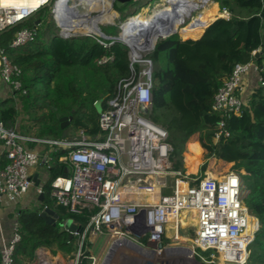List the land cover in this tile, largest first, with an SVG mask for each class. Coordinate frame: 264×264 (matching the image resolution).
<instances>
[{
    "label": "built area",
    "instance_id": "obj_1",
    "mask_svg": "<svg viewBox=\"0 0 264 264\" xmlns=\"http://www.w3.org/2000/svg\"><path fill=\"white\" fill-rule=\"evenodd\" d=\"M53 2L0 0V32L35 17ZM223 12L226 16L220 17H231L228 10ZM53 13L56 17V1ZM56 20L62 37L78 36L77 32L64 33L57 17ZM37 25L16 31L9 47L35 41ZM84 33L88 32L80 35ZM102 39H99L102 45H111ZM124 44L129 48L131 75L120 80L114 97L108 100V107L101 111L99 135L89 137L84 130H79L73 138H37L22 135L0 120V156L7 160L0 166V209L10 208L8 216L11 215L8 230L0 219V264L14 263L16 245L22 240L17 206L28 196L31 200L27 206L36 204L44 195L49 178L45 179L43 171L36 168L45 157L41 168L47 172L51 153L58 149L68 150L59 160L69 162L71 170L50 181V197L69 213L86 216L89 220L84 228L79 226L80 231H68V245L76 238L72 252L61 249L57 242L39 243L34 247L33 258L26 264H78L86 241L91 243L86 250L92 251V244L109 233L117 235L112 244L131 240V235L148 236L147 246L153 244L156 248H145L164 252L165 242L180 240L176 234L183 211L197 216L196 231L184 239L191 240L203 251H211L210 261L245 264L248 260L249 246L260 228V221L245 204L247 193L241 173L230 171L225 176L197 179L174 167V146L169 141L168 131L147 117L152 108L153 61L146 52L135 55L132 47L125 41ZM152 51L151 48L148 52ZM110 59L112 57H104L100 62ZM262 73L263 67L254 60L236 64L218 88L213 109L224 114H240L249 106L256 90L264 87ZM21 74V68L1 50L0 84L4 85V90L0 100L22 90ZM39 146L42 151L47 148L48 151L43 155L37 149ZM92 264H103V261L92 256Z\"/></svg>",
    "mask_w": 264,
    "mask_h": 264
},
{
    "label": "trees",
    "instance_id": "obj_2",
    "mask_svg": "<svg viewBox=\"0 0 264 264\" xmlns=\"http://www.w3.org/2000/svg\"><path fill=\"white\" fill-rule=\"evenodd\" d=\"M215 2L219 4L220 13L224 15V10L231 13L229 19H216L204 28V33L191 20L181 29V35L191 37H180L176 33L161 38L149 54L153 61L154 84L152 108L147 117L168 131L169 141L174 146L172 160L175 168L185 171V158L192 156L202 164V174L211 170L221 176L234 166L245 171L241 174L247 190L245 204L260 221L245 264H264V87L256 90L249 106L238 115L213 109L218 88L236 64L254 60L263 67L264 77V16L261 15L264 0ZM127 7L115 9L122 12ZM44 11L46 9L41 10L38 17L36 15L18 24L34 26L35 21L41 19L35 41L9 47V52L4 49L22 70V90L0 100V120L22 135L62 139L61 119L66 117L70 120L71 117L65 138H73L79 130H84L89 137L97 136L100 134L101 113L98 103H101L102 110L106 109L120 80L131 75L129 48L117 40H104L111 43L105 47L97 36L64 38L53 35L47 38L46 29H39L46 18L43 17ZM159 18L171 24L175 23L177 15L171 10ZM14 27L0 32L3 43L13 37ZM101 28L111 36L119 32L117 25ZM171 29L175 30V25ZM255 50L260 51L253 54ZM104 57L112 59L100 62ZM222 121H226L230 136H221L215 142ZM46 151L48 148L42 154ZM67 153V149L51 153L50 168L46 169L49 179L45 184L44 199L39 198L36 204L17 208L22 240L16 245L13 264H26L31 260L34 247L39 243L57 242L67 252L76 248L72 244L76 240L74 237L72 243L67 244L70 233L60 231V222L73 219L84 228L89 218L69 213L50 197V181L71 170L69 162L59 160ZM6 162L5 157L0 156V166ZM45 208L59 214L57 225L48 223L40 215ZM88 245L91 243L86 241L85 252L78 264H92L94 255L86 250ZM197 250L199 260L210 258L211 251Z\"/></svg>",
    "mask_w": 264,
    "mask_h": 264
},
{
    "label": "bare ground",
    "instance_id": "obj_3",
    "mask_svg": "<svg viewBox=\"0 0 264 264\" xmlns=\"http://www.w3.org/2000/svg\"><path fill=\"white\" fill-rule=\"evenodd\" d=\"M208 2H209V0H167V3L171 7H168L162 11L158 10V11L154 12V15L152 16L151 19H154L156 17V15H159L163 11L164 12L165 11H171L173 8H178V12L176 13L177 17H180L181 19L185 16L189 17L191 15L192 11L196 7L199 8L202 5L204 6ZM212 9H213V11H216V9H218L220 11V9L218 7V3L215 2ZM94 10L95 11L99 10V11H101V13L97 16H94V14H92ZM110 10H112L110 0H56V17L58 16V21L62 24V26L64 28V33H69L72 31H75L77 33L78 32L95 33L98 31L97 27L100 24L106 23V22L111 23L114 21L115 17L117 16L116 15L117 12L116 11L110 12ZM210 11H211V7H208L202 12V14L200 16L196 17L198 19L197 22L205 25L206 28L213 21H215L218 17L226 16V13L223 12L224 15H217L214 18V20L212 21V14L210 13ZM213 13H215V12H213ZM130 19H132V20H130ZM193 20H196V19L194 18ZM135 21H136V17L133 16V17L129 18L127 22L124 23L123 28L121 30L122 32H121L120 37L122 40L127 42L132 47L133 53L136 55L140 52H148L153 47L155 42L158 40L157 36L159 35L160 32L156 28L155 29L157 31L153 28V23L151 20H150L151 24L149 26L134 25V26L130 27V25L133 22L135 24ZM184 22H185V20L183 21L181 26H184ZM163 23H164V25L162 27L165 28V31H167V32L171 31L170 27L172 26V24H170L169 22H165V21ZM175 27H176V24H175ZM205 29H203V31L201 30L202 31L201 33H203L205 31ZM219 127H220V130L218 131V133L216 134V136L214 138L215 142L218 141L221 136H224V135L230 136V133L226 130V121L221 122ZM185 159H186V163H187L185 171H183L181 169H177V170L183 172L184 174H186L190 178L205 179V178L210 177V176H215V177L217 176L211 170H207L204 172V174H202V171H201V165L202 164L196 158H194L192 156H186ZM227 174L228 173L221 175V176H225ZM183 212H185V211H183ZM181 214L179 217V225L177 226V234L176 235L178 238L180 237V231L183 228L181 225L182 224ZM188 216L191 219L187 218L186 221L187 220L191 221V222L193 221L194 224L192 225V228H195V231H196V229H197L196 213H188ZM174 227L175 226H173V228ZM184 229L187 231V233L189 232L188 228H184ZM121 242L126 243L128 245L130 244V246L137 249V251L134 250L137 253H140L142 249L147 251V249L140 248V247L134 245L133 243L129 242L128 240H122ZM117 247H119V245ZM115 248H114L113 253L115 252ZM176 249H177L176 251L184 252L187 255H189L191 258L194 256L193 251L190 249H187V248H180V250H179V248H176ZM151 252H157V250H152ZM113 253H112V257L110 258V261L108 262V264H110V262L113 258ZM140 254L144 255V252L140 253ZM145 254L149 255L150 253L149 254L145 253ZM150 258H152V256Z\"/></svg>",
    "mask_w": 264,
    "mask_h": 264
},
{
    "label": "rangeland",
    "instance_id": "obj_4",
    "mask_svg": "<svg viewBox=\"0 0 264 264\" xmlns=\"http://www.w3.org/2000/svg\"><path fill=\"white\" fill-rule=\"evenodd\" d=\"M55 1L56 0H54V2L50 6H48L46 8V12H47L46 13V18L39 25L40 31H43L44 29H46V37L47 38L50 37V36H53V35H60L61 36V33H62L61 32L62 29L59 27V25L57 23V20H56V17H55V14L53 13V9H54V6H55ZM214 3L215 2L213 0H209V2L207 4H205L204 6L202 5L199 8L196 7L192 11V13H191V15L189 17L185 16L182 19L180 17H177L176 20H175V23H171V24L172 25L176 24V30L179 32L180 37L181 36L182 37H191V36L181 35V34H183L181 32V29L183 27L181 25H182L183 21L185 20V22L187 24L191 20H193V18H195L196 20H193V21L196 23L197 20H198L196 17L200 16L202 14V12L206 8L211 7L210 13L212 14V21L214 20V18L217 15H223L222 13L219 12L218 9H216V11H213L212 7H213ZM125 7H127V6H125ZM168 7H171V6L167 3V0H139L138 2L137 1H133V2L130 3V5H128L127 9H125L124 11H122V12L117 11L118 14H116L117 16L115 17V19L113 21L114 24L113 23L110 24V23L106 22V23L100 24V26L102 27V26H108V25H117L119 27V32H120L121 24L124 23L125 21L127 22L128 21L127 19L129 18L130 15L135 14V13H137L139 11V13L134 16V17H136L135 24L133 22L130 25V27L134 26V25H146V26H149L151 24L150 22L152 21L153 28L154 29L156 28L160 32L159 35L157 36L159 38L161 35H165L167 33V31H165V28L162 27L163 24H164L163 23L164 20L160 19L159 17L162 14H165L168 11L161 12L159 15H156V17L154 19H151V18L154 15V12H156L158 10H161V11L165 10ZM218 7H219V4H218ZM172 10L175 11V13L178 12V8H173ZM111 11H114V10L112 9V10H110V12ZM213 12H215V13H213ZM92 14H96V11L94 10ZM38 16H39V13L37 14V17ZM57 19H58V16H57ZM130 20H132V19H130ZM46 24L48 26H45ZM197 24H198V26L201 29H204L206 27L205 25L200 24L198 22H197ZM23 27H25V26L22 25V24L14 27L13 36L16 33V31L22 29ZM103 28H105V27H103ZM170 30L173 31L171 29V27H170ZM72 32H75V31H72ZM77 34L80 35V34H83V32H78ZM193 38H197V36L193 37ZM10 40L5 41L4 43L0 40V51L5 49L7 52H9V42H10ZM146 54H147V56H149L150 52H146ZM3 90H4V85L0 84V97H2L1 92ZM97 106H98L99 111H102V106H101L100 102L98 103ZM223 167L225 168L226 166L223 165ZM231 171L239 172L241 174L245 173V171L243 169L238 170L235 166L233 167V169ZM42 173L44 174V178L45 179H47V177H49L48 172H45V170ZM246 193H247V190H246ZM60 207H63V206L60 205ZM187 218L191 219L188 216L187 212H182V214H181L182 224L181 225H182L183 228L180 231V238H179L180 240H176L175 242H165L164 243L165 246L167 247V249L164 252H161V253L165 254V257L162 256L163 255L162 254L160 257H157V258H154V259H152V258L143 259V257H141V255H139L138 253H136V251L133 250L129 255H127V257H119V258L117 257L118 259L115 261V263H117V264H120V263H123V264H138L140 261H142V264H145L148 260H152L155 264L156 263H159V264H224L223 262H221V260H218V259H215L214 262H213V261H210V258H208V257H204L203 260H199L197 258L198 250H197V247L194 244V242H192L189 239H184V238H188L191 233L195 232V228H192V225L194 224V222L193 221L191 222V221H188V220L186 221ZM2 225H3V227L5 229L8 230L9 227H10V219L8 220L7 217L4 218L2 220ZM184 228H188L189 232L187 233V231ZM193 236L191 237L192 239H193ZM116 238H117V235L115 234V236H114V234H111V233H109L107 235L105 234L104 236H100L98 238V240L94 244H92V247H91L92 254L99 261H102L101 259H104V257L107 255V253L109 252V250L111 248V244H112L113 240H115ZM130 239L135 241V242L141 243L140 245H142L143 247L147 246L148 236H145V237H142V238H137V237L131 235ZM72 244L75 245V241ZM174 246H177V247H180V248H187V249H190L192 251H195L194 256L191 258L189 255H187L184 252H169L170 249H168V248L169 247H174ZM75 247H76V245H75ZM173 256H177V259L173 260L174 263H172V259H171V258H174ZM131 259H133V260H131ZM226 264H235V263H226Z\"/></svg>",
    "mask_w": 264,
    "mask_h": 264
},
{
    "label": "water",
    "instance_id": "obj_5",
    "mask_svg": "<svg viewBox=\"0 0 264 264\" xmlns=\"http://www.w3.org/2000/svg\"><path fill=\"white\" fill-rule=\"evenodd\" d=\"M111 1V8L117 12V10L115 9V7L117 8H121V7H125V6H128L131 2L133 1H137V0H110ZM215 2V0H213ZM263 10H264V7H263ZM46 11H44V14H43V17L46 16ZM101 13V11L99 10H96V14H94V16H97ZM118 14V12H117ZM262 16H264V12L261 14ZM41 22V19H38L35 21V24H39ZM214 22V21H213ZM110 23V22H108ZM113 22H111L110 24H112ZM114 24V23H113ZM98 31L93 33L95 36H98V37H101L103 39H106V40H111V41H121L124 43V40L121 39L120 35H121V32H119L117 35L115 36H111V35H108L106 34L101 26L99 25L97 27ZM121 29V27H120ZM178 33L177 30H173V31H169L167 32L165 35H161L159 39L161 38H166L172 34H176ZM204 33V32H203ZM179 34V33H178ZM84 35H90L89 33H84ZM203 35V34H202ZM202 37V36H201ZM201 37L199 38V40L201 39ZM158 40L155 42V44L153 45L152 47V50L155 48ZM258 56V55H257ZM62 125L61 127L63 128V138H65L67 136V126L69 125L70 123V120H71V117H70V120H67L66 117L62 118ZM46 161V158L44 157L42 160H41V165H43ZM66 175V174H64ZM34 179H36V176L34 177ZM37 183H39V180L37 181ZM44 199V195H41L40 196V200H43ZM40 215L50 224H53V225H57L58 223V219H59V214L51 209V208H45L44 210H42L40 212ZM80 227L73 221V219H68L66 222H60V231L63 232L65 230L67 231H70V232H75V231H80ZM129 242L133 243L134 245L140 247V248H144V249H147L145 247H143L142 245H140L138 242H135L133 240H128ZM119 241H115L112 245H111V248L109 250V252L107 253V255L105 256L104 260H103V264H108V262L110 261V258L112 257V253L114 251V248L117 247L119 245ZM193 253H195L193 251ZM133 260V259H131ZM120 264H123V263H120ZM138 264H142V261H140ZM145 264H155L152 260H148ZM156 264H159V263H156Z\"/></svg>",
    "mask_w": 264,
    "mask_h": 264
},
{
    "label": "crops",
    "instance_id": "obj_6",
    "mask_svg": "<svg viewBox=\"0 0 264 264\" xmlns=\"http://www.w3.org/2000/svg\"><path fill=\"white\" fill-rule=\"evenodd\" d=\"M219 9H220V7H219ZM251 87H252V82L251 83H248V90L249 89H251ZM0 146H1V144H0ZM37 149L39 150V151H41L42 152V147L41 146H39V147H37ZM42 165H40L38 168H36L37 169V171H44L42 168ZM31 200V198L28 196L27 198H25L24 199V201H23V204H21V206L20 205H18L17 206V208L20 206V207H23V206H27V203L29 202ZM29 206H31V204L29 205ZM9 209L10 208H4V209H0V219H1V221L4 219V218H6L7 217V219L9 220L10 218H11V215H9L8 216V214H9ZM9 217V218H8ZM180 238V237H179ZM178 238V239H179ZM114 241V240H113ZM122 240H120V243H119V247H116L115 248V252L113 253V258H112V260H111V262H110V264H117V263H115V261L119 258V257H126L127 255H129L133 250H136L137 251V249H135V248H133L132 246H130V244L128 245V244H126V243H122L121 242ZM147 247H149V248H152V249H155L156 247H155V245H151V244H149ZM174 248V249H173ZM176 248H179V250H180V247H177V246H174V247H170V248H168V249H170L169 250V252H175L177 249ZM133 249V250H132ZM152 250H148L147 249V251L146 250H141V252L140 253H143L144 252V255H142V254H140V253H138L139 255H141V257H143L144 259H146V258H150L151 256H152V259H154V258H157V257H160L163 253H159L158 251L157 252H151ZM176 252H178V251H176ZM137 253V252H136ZM145 253H147V254H149V255H146ZM153 253V254H152ZM146 255V256H145ZM162 256H164L165 257V254H163ZM118 257V258H117ZM174 258H171L172 259V263H174L173 262V260H175V259H177V256H173ZM105 258V257H104ZM102 261L104 260V259H101ZM118 262V261H117Z\"/></svg>",
    "mask_w": 264,
    "mask_h": 264
}]
</instances>
